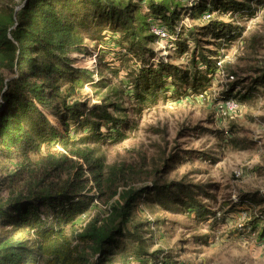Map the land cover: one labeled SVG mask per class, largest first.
Instances as JSON below:
<instances>
[{
	"label": "trees",
	"instance_id": "obj_1",
	"mask_svg": "<svg viewBox=\"0 0 264 264\" xmlns=\"http://www.w3.org/2000/svg\"><path fill=\"white\" fill-rule=\"evenodd\" d=\"M247 6L240 0H199L185 10L204 20L198 36L232 41L241 27L215 18L214 12L237 13ZM180 8L178 0H22L0 9V264H111L122 238L139 240L144 224L138 223L136 209L151 193L166 210L185 206L198 216L206 212L183 182L136 187L98 155L102 126L121 139L126 121L111 113L109 107H119L108 102V95L101 104H90L86 85L108 84L96 81L93 68L78 65V56L88 53L87 40L102 43L111 32L141 57L132 81L139 101L156 98L169 78L207 89L218 61L198 49L192 51L193 67L186 69L145 57L156 56L148 47L158 41L151 19H161L170 31L174 50L189 51ZM226 94L234 96L232 89ZM87 173L98 193L90 195ZM115 197L107 214L97 208L84 226L78 225L95 201Z\"/></svg>",
	"mask_w": 264,
	"mask_h": 264
},
{
	"label": "rangeland",
	"instance_id": "obj_2",
	"mask_svg": "<svg viewBox=\"0 0 264 264\" xmlns=\"http://www.w3.org/2000/svg\"><path fill=\"white\" fill-rule=\"evenodd\" d=\"M21 1L0 0V9ZM178 1L189 51L156 42L148 44L156 56L145 57L186 69L193 67L192 51L198 49L218 61L207 89L169 78L168 88L156 98L139 101L132 81L141 57L117 42L120 34L113 38L106 32L102 43L87 40L88 53L78 56V65L93 68L96 81L108 84L97 89L86 85L90 104H101L108 95V102L119 107H109L111 113L124 115L126 121L121 139L102 126L98 155L118 166L136 187L181 181L206 206L200 216L185 206L170 211L154 193L146 195L136 209L138 223L144 224L139 240L122 238L111 264H264V0H240L248 6L237 13L214 12L215 18L241 27L232 41L198 36L196 29L204 20L185 9L199 0ZM196 64L204 69L199 57ZM231 89L234 96L225 98ZM74 130L72 125L71 135ZM86 176L90 195L98 193L90 174ZM117 198L95 201L78 225L84 226L97 208L107 214Z\"/></svg>",
	"mask_w": 264,
	"mask_h": 264
},
{
	"label": "built area",
	"instance_id": "obj_3",
	"mask_svg": "<svg viewBox=\"0 0 264 264\" xmlns=\"http://www.w3.org/2000/svg\"><path fill=\"white\" fill-rule=\"evenodd\" d=\"M211 15L207 14L205 18H209ZM151 31L158 37V41L163 44V47L172 45V34L161 21V19H151ZM166 45V46H165Z\"/></svg>",
	"mask_w": 264,
	"mask_h": 264
},
{
	"label": "water",
	"instance_id": "obj_4",
	"mask_svg": "<svg viewBox=\"0 0 264 264\" xmlns=\"http://www.w3.org/2000/svg\"><path fill=\"white\" fill-rule=\"evenodd\" d=\"M21 7H22V5L19 8H21Z\"/></svg>",
	"mask_w": 264,
	"mask_h": 264
}]
</instances>
